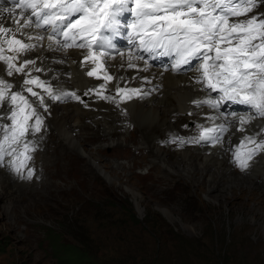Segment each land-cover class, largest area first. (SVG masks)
Masks as SVG:
<instances>
[{
  "label": "rangeland",
  "instance_id": "1",
  "mask_svg": "<svg viewBox=\"0 0 264 264\" xmlns=\"http://www.w3.org/2000/svg\"><path fill=\"white\" fill-rule=\"evenodd\" d=\"M255 12L258 19L264 20V0H261ZM248 15L252 16V13ZM155 58L156 56H153V59ZM151 63L154 65V62ZM97 81L99 84L104 82L103 79ZM200 89L205 90L204 86ZM209 93L213 92L206 93L200 99H206ZM214 93L211 98L216 97ZM233 106L234 103L225 102L219 112L217 110L211 112L213 115L203 114L205 105L199 106L200 112L197 114L194 108L180 110L173 115L174 120L171 121L172 124L176 122L177 126L171 128H168L167 124L161 128L159 126L157 130L161 134L157 138L161 148L167 151L171 149L165 160L172 163L175 158L181 159L179 151L196 146L206 149L208 154L210 148H215L217 144L222 147V157L225 158L227 165L232 166L235 174L239 175L250 169L252 160L249 161V167L242 170L234 163V156L230 150L235 149L236 144L240 142L246 154L251 149V146L244 143L247 142L245 138L249 136L264 142V117H259V122L255 121L251 132L247 131L238 136L234 133L235 131L238 133L241 127L239 117L241 114L252 115L250 109L235 110L229 114L228 110ZM84 107L93 109L88 105ZM126 107L131 112L129 104ZM106 112L108 116L96 120V123L88 117H83L84 122L81 121L80 126L76 127L75 134L80 135L91 149L100 150L106 157L120 158L121 161L127 162L132 172L128 185L132 188L138 187L144 199L140 204L137 203L140 199L136 200L125 188L113 186L94 169L87 168L83 155L78 152L68 154L59 148L60 144L52 150L49 156L51 159H48L52 164L48 167L50 173L46 176L47 178L53 176L49 179L57 183L49 193L42 192L36 195L37 191L34 188L38 183L24 186L21 193L18 191L19 185L11 181L8 183L10 187L22 195L23 201L31 204L27 208H21L18 202L15 203L10 192L6 189L0 190V264H60L59 254L55 252L56 247L53 248L55 239L63 245H77L79 242L74 239L77 235L82 239L86 238L94 249L109 245L106 231L114 225L113 220L106 221L102 218L117 211L114 209L117 204H121L120 209L128 205L145 227L144 229L131 226L134 238L130 237L135 241L131 251H134L133 255L140 253L138 259L141 264H145L146 261V264H264V183H262L264 181L259 180L263 177L261 172H255L253 180L263 192L258 189L229 186L227 177L222 179L212 192L208 189L209 182L200 183L194 190L183 179L176 178L173 174L166 175L156 166L150 165L148 149L137 143L140 135L150 145L154 142L151 144L144 133L148 126L140 121V129H134L132 125L125 136L127 142L124 144L114 148L105 147L104 143L101 145L99 138L105 128L102 121L107 120L108 125H115L119 121H116L118 114L116 109L110 108ZM220 112L223 115L220 116ZM209 115L219 116L213 120L209 119ZM216 123H222L229 131L222 141L213 142L212 146H204L205 141L199 142L203 144L201 146H198L199 143L189 142L197 140L201 125L210 128ZM248 125L249 123L243 125V128ZM123 129H118L119 136L124 133ZM212 135L215 136L214 133ZM229 135H234L232 139H235L230 138L232 142L228 140ZM48 136L55 139V131L48 132ZM181 139L184 144L181 143ZM154 153L158 155L156 150ZM36 164L38 169L35 172L39 173L44 166L34 160L33 165ZM199 172L200 167L196 169V178L200 177ZM0 176L8 179L2 173ZM211 194L215 199L207 197ZM165 209H170L172 214L168 215ZM123 218L126 219L125 216ZM116 228L117 226H113L114 231ZM151 228L156 230L152 233ZM172 231L177 235L171 234ZM51 236L55 238L51 239L52 246L49 239ZM154 247L157 248V253L153 251ZM154 255L157 257H152ZM96 261L100 264H110L100 257H97Z\"/></svg>",
  "mask_w": 264,
  "mask_h": 264
},
{
  "label": "snow or ice",
  "instance_id": "2",
  "mask_svg": "<svg viewBox=\"0 0 264 264\" xmlns=\"http://www.w3.org/2000/svg\"><path fill=\"white\" fill-rule=\"evenodd\" d=\"M260 2L261 0H17L16 7L22 12L14 20L16 27L0 25V62L4 65L0 68V108L6 104L12 106L9 109L10 115L5 114L0 118L10 121L8 124L0 123V132L4 133L0 142V160L4 155H11L15 151L13 146H20L22 141L23 151L16 155L14 161L16 170L20 171L32 159L28 153L35 150L34 146L24 138L30 133L42 131L44 117L37 112V107L44 112L48 110L45 97L34 89L43 90L53 100L61 99L60 95H53L49 84L28 71L29 65H35V60L20 61L21 55L36 47L17 37V33L23 35V29L33 26V16L37 20L36 28L56 25L57 21H67L62 25L63 30L54 29V34L48 39L62 49L86 50L83 63L93 65L87 75L104 80L95 89L96 95L101 99L116 102L117 97L123 101L141 95L139 88L129 89L119 85L115 88L116 96H105L101 91L106 90L108 83L114 79L105 65V59H115L110 51L114 45L105 33H118L123 26L121 17L130 13L134 19L127 27L131 29V37L134 38L132 43H136L139 49L152 52L163 48L166 53H175L176 68L191 64L193 60L199 61L195 68L200 75L195 82L203 84L205 90L218 92L219 96L211 98L209 93L207 99L194 100L197 107L207 105L219 112L222 104L232 102L247 105L256 116L264 117V20L258 19L255 14L248 15L253 13ZM28 10H31L30 15H25ZM10 11L15 12V9ZM241 17L244 19H240ZM57 35L63 36L64 41L57 40ZM28 39L31 40L32 36L29 35ZM36 39L42 40L44 37L37 36ZM118 55L124 57L125 53L119 52ZM133 59L142 60L143 57L129 52L128 68L137 67L132 63ZM35 71L41 72L43 69L37 67ZM5 74L7 77L19 74L25 78L18 81L15 85L17 90L12 91L14 84L5 78ZM25 92L35 97L36 101H30L24 95ZM62 95L81 100L75 92ZM216 118L209 117L213 120ZM251 119V116H240L239 131L243 132V125L248 124ZM200 127L202 131L199 138L189 142L212 140L218 143L221 137L213 136L212 133L217 130L227 131L223 124L213 128ZM245 139L249 143H256L253 137ZM183 142L181 139V143ZM257 149H264V143L257 144L256 149H250L246 154L237 149L235 160L242 170L249 167V161ZM32 175L33 172L29 170L28 177Z\"/></svg>",
  "mask_w": 264,
  "mask_h": 264
},
{
  "label": "bare ground",
  "instance_id": "3",
  "mask_svg": "<svg viewBox=\"0 0 264 264\" xmlns=\"http://www.w3.org/2000/svg\"><path fill=\"white\" fill-rule=\"evenodd\" d=\"M11 9H15V12L10 11ZM21 12L22 10L17 8L14 4L0 3V25H3L4 27L15 28L16 25L14 24V20L19 18V14ZM24 14L28 15L27 12ZM253 14H257L255 9L253 10L252 15ZM240 19H244V17H241ZM23 33V35L17 33V37L23 39L25 43L36 45V47L26 54L21 55L20 61L24 59L35 60V65H29L28 71H31L32 76H39L41 80H44L47 84H49L53 89V95H60L61 99L53 100L46 93H44L43 90L38 88L34 89L45 97V105L47 106L48 110L47 112H44L42 108L37 107V112L44 117V126L42 127V131L40 133H32V135L29 134L27 137H25V140L30 141L35 147L31 161L32 165L33 161L35 160L36 163L40 162L41 166H44V169H40L39 173L35 172L31 177H28V173L26 172L28 168H24L20 171H10L8 167L0 168V173L8 178L6 180L0 176V190L3 191L6 189L8 192H10L13 195L15 203L18 202L21 208H27L28 205L31 206V204L23 201L24 198L22 195L14 191V188L10 187L8 183L11 181L16 182L19 185L18 191L21 193H23L22 188L24 186H28L31 183H38V185L34 188L37 191L36 195H39L42 192L49 193V190L54 186H57V183L49 179L53 178V176L49 178L46 176L47 173H50L48 171V167L52 164V161L48 159H51L49 156H51L50 154L52 153V150L57 148V146H60V144L61 147L59 148H61L62 151H66L68 154L78 152L80 155H83L85 157L84 163L87 168L94 169L113 186L125 188L136 198V200L140 199V201L137 203H141V200H143L144 197L139 188H132L130 185H128V181H130L132 172L129 166H127V162L121 161L120 158L106 157L100 152V150L96 151L95 148L91 149L88 147L87 143L83 142L80 135L75 134L76 127L80 126L81 121H83V117H88L96 123V120L103 118L105 115L108 116L107 112L105 113V111L110 108L116 109L118 113L116 115V121L119 120L120 122H116L115 125H108L107 120L102 121L105 128L99 138L100 142L102 143L101 145L105 144V147L114 148L124 144L127 142V137L125 136H127L129 133L132 125H134V129H140V121L142 124L148 126L144 133L149 138L151 144L153 142L154 144L150 145L149 142L144 140L142 135H140L137 144H140V146H143L146 150L148 149L147 155L150 157V165L156 166L162 171V173H165L166 175L173 174L176 178L179 177L183 179L186 183H189L194 190H196V187L200 185V183L203 184L209 182L208 189L210 192H212L214 189H216L220 181L227 177L229 186H235L238 188L245 187L252 190L258 189L263 192V189H260L257 186V183L254 182L253 176H255V172H261L263 177L259 180L261 182L264 181V150L256 154L252 160L253 165H250V169L239 175L233 172V169L231 168L232 166L226 164L224 160L225 158L223 159L222 157V147L220 145L218 146L217 144L215 148H210L211 151H209L208 154L206 153V149L203 150V148L196 146L179 151L182 157L181 159L175 158L174 162L172 163H169L165 160L166 157L171 153V149L167 151L161 148V143L157 138L161 133L157 130V128L159 126L161 128V126L165 124L169 126L168 128H171V126H177L176 122L172 124L171 121L174 120L173 115L177 114L180 110L186 111L189 108H194V111H196L195 113L197 114L198 111L200 112V110H198L200 107H197L193 101L204 100L200 99V97H203L208 92H212L210 89H200L203 84H197L195 82V79L199 74L196 69H186L184 71L185 67H189L196 62L198 65V60H193L191 64L181 65L179 68H176V54L167 53V64H158L157 66H154L151 62L155 61L133 59L132 63L136 64L137 67L128 68L127 54L130 51H119L125 53L124 57L119 56V52H116L112 54L115 56V59H105L107 70L109 74L114 76V79L108 83L106 90L101 89V91H103L106 96H116L115 88L116 85H119L120 87L129 89L139 88L141 89V95L134 96L130 100L123 101L117 97L116 102H113L110 100L101 99L96 95V92H91L98 88L102 83L99 84V81H97L96 78L87 75V72L91 67H93V65L83 63L84 53L86 50L62 49L59 45L54 44L48 39L49 35L45 34L43 31L34 26L23 29ZM29 35L32 36L31 40L28 39ZM37 36H43L44 39L37 40ZM157 53V49L152 52H148L149 59L154 60L153 56H156ZM9 54L15 55V53ZM20 61H17V63ZM2 67H4V65L2 62H0V68ZM37 67L43 69V71L36 72L35 68ZM120 77H123V79H120ZM5 78L14 84L12 91H16V83L18 81H22L25 77H22L19 74H14L12 77H7L5 74ZM191 81H194V83ZM66 92H75L76 95H79L84 99V103H77L72 101L69 97H64L62 94ZM24 95L28 96L30 101H36V98L32 97L27 92H25ZM128 104L131 112L127 110L126 106ZM84 105L93 107V109H86ZM8 106H10V104H6L0 110V118L5 116L4 109ZM34 106L36 105L34 104ZM214 110L216 109L209 108L207 105H205L203 114H211V112ZM249 112L252 115L249 125L244 128L245 130L243 132L239 131L237 133L235 131L234 134L239 136L244 132H251L252 128L255 126V123L259 122V116H256L251 110ZM242 115L244 114H241V116ZM98 116L101 117L99 118ZM218 116L219 115L216 117ZM232 119L234 120L235 118ZM5 121L6 120L4 119H0V123ZM119 128H124V133H122L120 136L117 132ZM50 131H55V139L48 136V132ZM3 135L4 133L0 132V140L3 138ZM74 135L76 136L74 137ZM233 136L234 135H229L228 140H230V138L232 139ZM89 137L95 138L94 136ZM87 141L90 143L89 140ZM201 144L202 143H199L198 146H201ZM236 147L244 153L242 144L240 142L236 144ZM70 148H72L74 151ZM155 150L158 155H155ZM199 167L201 168V172L198 173L200 174V177L196 178V169ZM249 172L252 174H249ZM38 176L40 179H37ZM207 197L209 199H213L214 195L211 194ZM165 212L168 215L172 214L170 209H165Z\"/></svg>",
  "mask_w": 264,
  "mask_h": 264
},
{
  "label": "trees",
  "instance_id": "4",
  "mask_svg": "<svg viewBox=\"0 0 264 264\" xmlns=\"http://www.w3.org/2000/svg\"><path fill=\"white\" fill-rule=\"evenodd\" d=\"M117 205L114 206V209L117 211L102 218L106 221H109V219L113 220V226H117L116 231L113 230V226L109 227L106 231L107 240L110 241L109 245H103L99 249H94L86 238L84 239L83 237L82 239L78 235L77 237H74V239L77 240L80 245H63V243H59L53 236L49 237L50 241L51 239H55L53 248L56 247L55 252L57 255L59 254L58 261L60 264H100L96 261L97 257L104 259L107 263L110 262V264H141L139 263L140 259H138L140 253L133 255L134 251H131L135 244V241L133 240L134 231L131 226H137L144 229L145 227L141 225L142 223L140 219L131 212L132 210H130L128 205L124 208L122 207V209H120L119 206L121 204ZM123 216H125L126 219L123 218ZM96 217L100 218L99 215H96ZM115 218H117L116 221ZM155 230L156 229L151 228L150 232L153 233ZM171 234H174L175 236L177 235L175 231H172ZM52 242L53 241H51V246ZM156 250L157 248L154 247L153 251L155 253H157ZM152 257L156 258L157 256L154 255Z\"/></svg>",
  "mask_w": 264,
  "mask_h": 264
},
{
  "label": "clouds",
  "instance_id": "5",
  "mask_svg": "<svg viewBox=\"0 0 264 264\" xmlns=\"http://www.w3.org/2000/svg\"><path fill=\"white\" fill-rule=\"evenodd\" d=\"M24 168H28V167H27V166H25ZM24 168H23V169H24Z\"/></svg>",
  "mask_w": 264,
  "mask_h": 264
}]
</instances>
